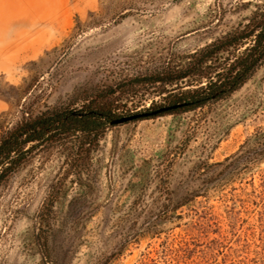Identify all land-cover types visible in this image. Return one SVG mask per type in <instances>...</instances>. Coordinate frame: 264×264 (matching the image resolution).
Listing matches in <instances>:
<instances>
[{"label": "rangeland", "instance_id": "rangeland-1", "mask_svg": "<svg viewBox=\"0 0 264 264\" xmlns=\"http://www.w3.org/2000/svg\"><path fill=\"white\" fill-rule=\"evenodd\" d=\"M254 14L264 0H0V135L108 86L121 116L167 106L146 76ZM262 130L264 66L214 105L108 127L86 186L59 145L36 150L0 189V264H264V159L202 171Z\"/></svg>", "mask_w": 264, "mask_h": 264}, {"label": "trees", "instance_id": "trees-1", "mask_svg": "<svg viewBox=\"0 0 264 264\" xmlns=\"http://www.w3.org/2000/svg\"><path fill=\"white\" fill-rule=\"evenodd\" d=\"M264 66V15L254 14L204 47L189 54L180 64L167 63L146 76L148 84L168 91L171 103L181 107L163 112L193 111L229 98ZM169 88L168 90H165ZM115 88L97 90L80 107L54 106L36 116L24 112L20 120L0 135V189L36 150L60 147L65 174L72 173L78 186H86L91 175L90 154L117 114ZM166 107V106H164ZM26 114V116H25ZM140 120V119H138ZM264 159V130L256 131L223 161L202 165L205 174L227 178L248 165ZM217 168L220 170L215 171ZM52 194L65 192L63 183ZM54 195V194H53Z\"/></svg>", "mask_w": 264, "mask_h": 264}, {"label": "water", "instance_id": "water-1", "mask_svg": "<svg viewBox=\"0 0 264 264\" xmlns=\"http://www.w3.org/2000/svg\"><path fill=\"white\" fill-rule=\"evenodd\" d=\"M183 104H176V105H172V106H166V107H161L158 108L157 110H153L150 112H140V113H135V114H130L127 116H122L119 117L117 119H113L109 122L110 125H119L128 121H132V120H138V119H143L149 116H153V115H157V114H161L163 112H167L176 108L181 107Z\"/></svg>", "mask_w": 264, "mask_h": 264}]
</instances>
